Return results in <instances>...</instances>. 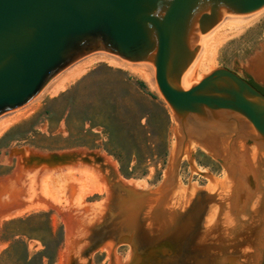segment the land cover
<instances>
[{
  "label": "water",
  "instance_id": "obj_1",
  "mask_svg": "<svg viewBox=\"0 0 264 264\" xmlns=\"http://www.w3.org/2000/svg\"><path fill=\"white\" fill-rule=\"evenodd\" d=\"M264 0H0V120L28 107L64 71L105 54L140 72L173 118L161 184L135 189L104 155L11 149L0 177V220L47 208L64 230L61 264H91L129 246L123 264H264V95L225 68L197 75L204 46L224 24L244 23ZM242 68L264 91V44ZM196 145L225 171L192 165ZM185 155L187 186L178 181ZM208 179L188 184L191 173ZM98 187L104 199L84 203ZM4 245H0V250Z\"/></svg>",
  "mask_w": 264,
  "mask_h": 264
},
{
  "label": "rangeland",
  "instance_id": "obj_2",
  "mask_svg": "<svg viewBox=\"0 0 264 264\" xmlns=\"http://www.w3.org/2000/svg\"><path fill=\"white\" fill-rule=\"evenodd\" d=\"M229 34L228 39L216 47L211 68H225L248 79L242 68L253 55L260 53V45L264 44V13L251 26ZM29 111L0 134V177L13 172L16 158L7 156L13 148H29L43 155L82 150L104 155L113 165L117 176L123 182H133L135 189H141L142 185L144 191L154 190L161 184L171 152L173 123L170 111L155 87L148 79L141 78L139 73L125 66L96 62L54 95L37 98ZM112 136L134 139L143 152L142 158L137 160L135 156L131 159L126 157L124 162H119L106 152ZM164 150L167 153L163 157L161 154ZM191 158L198 172H208L213 178L222 179L224 169L211 156L196 148ZM189 175L187 161L182 159L178 171L180 186H187ZM207 182L208 179L193 172L188 184L204 188ZM102 190V187H99V191L97 188L98 192L95 190L83 202H101L104 199ZM27 209L0 220V245H4L0 257L11 242L18 240L25 244L29 258L40 252L52 256L61 238L62 243L52 261L43 258V264H61L64 230L59 215L47 208ZM30 216H40L34 220V225L25 224L20 227L30 232V237L24 235L8 241L3 239L4 222ZM114 253L119 256L120 264H123L129 246H117ZM90 263L108 264L106 252L102 249L95 251L90 256Z\"/></svg>",
  "mask_w": 264,
  "mask_h": 264
},
{
  "label": "bare ground",
  "instance_id": "obj_3",
  "mask_svg": "<svg viewBox=\"0 0 264 264\" xmlns=\"http://www.w3.org/2000/svg\"><path fill=\"white\" fill-rule=\"evenodd\" d=\"M263 13H264V10H262L261 12H259L258 14H256L252 18H250L249 20L245 21L244 23H231V24H224V25L219 26L216 29V31L214 32L211 39L207 42L206 46L204 47V49L202 51V54L200 56V59H199L198 65H197L196 74L202 76L203 74H205V70L207 67H209V68L213 67V60H214V56L216 54L215 53L216 47L219 46L223 41L228 39L230 32L238 33L240 31H242L243 29L251 26L253 21L258 19V17H260L261 14H263ZM228 31H230V32L228 33ZM101 61L108 62V64H111L114 66H120V67L125 66L130 71L137 72V71L131 69L126 63L120 62L111 56H108L105 54L92 55V56H89L86 59L78 62L76 65H74L70 69L62 72L38 98H40L43 95H48V96L54 95L55 93H57L58 90H61L66 85V83L73 81V79H75L79 75L83 74V72H85L89 67H91L92 64H94L96 62H101ZM137 73H139L141 78L147 79L140 72H137ZM31 107H32V103L28 107H26L25 109H22L16 113L6 117V118L0 120V134L7 127L14 124L19 119H21L23 116H25L27 114V112L29 110H31ZM170 116H171V113H170ZM171 120H172V123H174L172 116H171ZM173 141H174V137L172 138L170 149H172ZM196 148H199L201 151H203L200 147H198L196 145H193L191 147V151H194ZM182 159H186L185 155L183 156ZM221 175H222V179H223L225 177V171L224 170H222ZM222 179H220V180H222ZM98 191H99V187H98ZM98 191L96 189V192H98ZM23 210H26V209H23ZM22 211H20V212H22ZM102 250L106 252V250H104V249H102Z\"/></svg>",
  "mask_w": 264,
  "mask_h": 264
},
{
  "label": "trees",
  "instance_id": "obj_4",
  "mask_svg": "<svg viewBox=\"0 0 264 264\" xmlns=\"http://www.w3.org/2000/svg\"><path fill=\"white\" fill-rule=\"evenodd\" d=\"M108 152L109 154L113 155L115 158L119 160V162H124L126 157L128 159L133 156L139 160L143 156V152L139 149L134 139H121L118 136H112L109 138L108 144ZM166 150L161 154L163 157L166 156ZM40 216H30L28 218H16L12 220H8L3 224V236H5V241H8L15 236H31L30 232H25L21 230V226L25 224H32L34 225V220ZM2 238V237H1ZM62 240L58 241L54 248V255L46 256V252H40L33 255L29 258V254L27 252L26 246L22 241H13L9 244V246L2 252L0 257V262L3 264H43V258L46 257L50 262L52 258L55 256V252L58 251ZM50 264V263H49Z\"/></svg>",
  "mask_w": 264,
  "mask_h": 264
},
{
  "label": "flooded vegetation",
  "instance_id": "obj_5",
  "mask_svg": "<svg viewBox=\"0 0 264 264\" xmlns=\"http://www.w3.org/2000/svg\"><path fill=\"white\" fill-rule=\"evenodd\" d=\"M251 85H253L260 93H262L264 95V91L263 89L258 85L256 84L254 81L252 80H249V79H246Z\"/></svg>",
  "mask_w": 264,
  "mask_h": 264
}]
</instances>
